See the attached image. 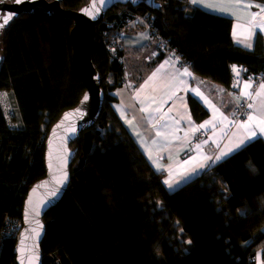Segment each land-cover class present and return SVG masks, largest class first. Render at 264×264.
I'll return each mask as SVG.
<instances>
[{
    "label": "trees",
    "instance_id": "obj_1",
    "mask_svg": "<svg viewBox=\"0 0 264 264\" xmlns=\"http://www.w3.org/2000/svg\"><path fill=\"white\" fill-rule=\"evenodd\" d=\"M90 0H62L78 10ZM161 8L118 4L96 26L92 57L101 75L104 106L94 126L72 143L78 156L63 200L45 216L44 264H257L264 248V140L257 138L186 185L169 192L113 108L125 83V48L119 34L145 17L153 42L173 48L192 70L233 89L264 74V39L252 50L232 39V19L189 0H158ZM73 19L44 9L16 19L2 39L0 90L14 108L9 126L0 102V264L14 253L22 210L33 183L46 174L45 140L62 113L75 107L85 86L73 61ZM1 51V50H0ZM194 117L207 112L193 98ZM191 241V243H188Z\"/></svg>",
    "mask_w": 264,
    "mask_h": 264
},
{
    "label": "crops",
    "instance_id": "obj_2",
    "mask_svg": "<svg viewBox=\"0 0 264 264\" xmlns=\"http://www.w3.org/2000/svg\"><path fill=\"white\" fill-rule=\"evenodd\" d=\"M240 2L264 6V0ZM189 3L210 13L230 17L232 39L238 47L252 50L258 36L264 39V33L256 29L251 40L252 46L249 48L238 43L233 37L237 24L248 25L251 13L260 12L255 6L248 10L232 6V12L235 13L233 15L219 10V6L228 5V0H199L198 3L189 0ZM261 17H264V12H260L257 19ZM145 26L147 29L138 33H123L121 42L123 41L126 50L125 83L113 91L117 101L111 104L148 161L155 170L164 173L163 183L169 192H174L257 138L264 140V135L258 134L222 159L214 160L221 151L227 152L228 148L246 135L245 129L240 125L248 117L243 121L237 120V101L254 103L256 107L250 109V114L264 116V97L254 96L260 84L264 83V74H258L255 78H242L239 73L240 79L234 71V87L229 90L208 78L198 76L173 48L163 50L164 55L158 58V43L153 42L149 30L151 27L147 23ZM185 69L190 75H184ZM246 82L252 85L249 91L253 93V97L237 99L242 96ZM190 97L207 112L206 117L200 121L194 117ZM206 121L212 123L193 131V128H199ZM205 157L213 159L208 160ZM166 181H170L172 186L169 187ZM257 264H264V248L257 254Z\"/></svg>",
    "mask_w": 264,
    "mask_h": 264
},
{
    "label": "water",
    "instance_id": "obj_3",
    "mask_svg": "<svg viewBox=\"0 0 264 264\" xmlns=\"http://www.w3.org/2000/svg\"><path fill=\"white\" fill-rule=\"evenodd\" d=\"M61 1L22 0L17 3L16 0H0V24H4L5 18L11 16L0 30L8 27L21 15L33 13L37 9H44L49 15L56 14L73 19L74 26L70 32L73 61L85 86L79 103L65 110L46 136V174L32 184L24 201L22 227L14 249L17 264H44L42 245L47 234L44 218L63 200L69 189L71 167L78 156V148L71 145L79 139L83 131L96 124L103 110L105 92L101 85L100 72L92 57L96 26L104 20L108 10L118 4L139 5L144 2L154 9L162 7L158 0H105L103 4L100 0H90L78 10H69L61 6ZM89 11L93 15H89ZM4 61L5 57L0 52V72ZM65 173L67 179L60 183Z\"/></svg>",
    "mask_w": 264,
    "mask_h": 264
},
{
    "label": "snow or ice",
    "instance_id": "obj_4",
    "mask_svg": "<svg viewBox=\"0 0 264 264\" xmlns=\"http://www.w3.org/2000/svg\"><path fill=\"white\" fill-rule=\"evenodd\" d=\"M17 3L22 2V0H16ZM105 0H100V3L103 4ZM199 0H192V3H198ZM230 5V6H229ZM212 6V5H210ZM232 6L241 8L243 10H248L251 7L255 6L260 9V12H264V6L261 5H253L251 3H241L240 0H228V5L226 6H219V10L222 12H230L231 14L235 15L234 12H232ZM96 5L93 3V8H95ZM99 11V9H96ZM87 11V10H86ZM260 12L257 13H251V19L248 25H239L237 24L233 30V37L236 39L238 43H241L245 45L246 47L251 48V40L255 35V30L259 29L262 33H264V17H261L259 20L257 19L258 16H260ZM89 15H93L91 11L88 13ZM11 19V16H8L4 20V24H0V27H4L8 23V20ZM238 29H243V31H238ZM233 70L236 72L237 76H239L240 69L236 66H233ZM155 75V74H153ZM184 75H190L187 69L184 70ZM252 87L250 82L244 83V91L242 92L241 97H237V99H242L243 97H253V93L249 91V89ZM202 95V94H200ZM255 98L264 97V83L260 84L259 90L255 92L254 94ZM87 99V96L85 97ZM210 103V102H209ZM264 106V105H262ZM214 107V106H213ZM254 103L247 104V108L249 109H255ZM147 109H145L146 111ZM218 111V110H217ZM130 123V122H129ZM212 121H206L204 124L200 125L199 128H193V131H198L200 128H205L207 125L211 124ZM233 123H235L233 121ZM245 129L246 135L242 137L236 144H234L232 147L228 148L227 152L221 151L219 155L215 156L214 160L218 161L222 159L224 156H226L229 152L233 151L235 148H239L242 145H244L246 142L252 140L253 138L257 137V135H264V116H257L256 114H249L248 119L241 123L240 125ZM199 148V145H197ZM205 159L212 160L211 157H205ZM159 167V165H157ZM67 179V174H64V177L59 181L60 183H63L64 180ZM166 183L169 184V187H171L170 181H166ZM188 243H191L189 241Z\"/></svg>",
    "mask_w": 264,
    "mask_h": 264
},
{
    "label": "rangeland",
    "instance_id": "obj_5",
    "mask_svg": "<svg viewBox=\"0 0 264 264\" xmlns=\"http://www.w3.org/2000/svg\"><path fill=\"white\" fill-rule=\"evenodd\" d=\"M145 23H147V19L145 17H143V18L137 17V18L132 19V21H130L128 26L130 27V26H132V25L134 26L136 24L145 25ZM0 50H1L0 52L2 53V44L0 45ZM0 102H1L2 109H3L5 118L9 124V126L16 128L18 125L16 122L13 121L14 108L12 106L10 94L8 91L0 90ZM237 113H238V111H237Z\"/></svg>",
    "mask_w": 264,
    "mask_h": 264
},
{
    "label": "built area",
    "instance_id": "obj_6",
    "mask_svg": "<svg viewBox=\"0 0 264 264\" xmlns=\"http://www.w3.org/2000/svg\"><path fill=\"white\" fill-rule=\"evenodd\" d=\"M147 19V18H146ZM147 24H148V26H152V22L149 20V19H147ZM122 36H123V32H121L120 34H119V37H118V40H121V38H122ZM157 42H158V46H159V48H164L165 46H166V43L165 42H163V40L162 39H160V40H158L157 39ZM257 75L255 74V75H253L252 76V78L254 77H256ZM238 78H240L241 79V77L240 76H238ZM262 81H264V77H263V79H262ZM247 102H244V101H237L236 102V105H237V111H238V115H237V120L238 121H243L244 119H246L247 117H248V115L250 114V112H251V110L249 109V108H247ZM20 230H21V228H20ZM20 230H19V232H18V235H17V237L19 236V233H20Z\"/></svg>",
    "mask_w": 264,
    "mask_h": 264
},
{
    "label": "flooded vegetation",
    "instance_id": "obj_7",
    "mask_svg": "<svg viewBox=\"0 0 264 264\" xmlns=\"http://www.w3.org/2000/svg\"><path fill=\"white\" fill-rule=\"evenodd\" d=\"M23 15H24V14H23ZM23 15H21V16H23ZM21 16H20V17H21ZM17 19H18V18H17ZM15 20H16V19H15ZM15 20H14V21H15ZM1 21H2V18L0 17V22H1ZM14 21H12L8 27L3 28V29L0 30V45L2 44V39H3L4 35L6 34V32L8 31V29L10 28L11 24H12Z\"/></svg>",
    "mask_w": 264,
    "mask_h": 264
}]
</instances>
